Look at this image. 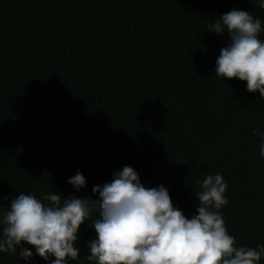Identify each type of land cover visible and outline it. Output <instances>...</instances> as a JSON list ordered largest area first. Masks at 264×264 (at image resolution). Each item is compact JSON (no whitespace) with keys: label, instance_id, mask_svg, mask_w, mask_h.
<instances>
[{"label":"trees","instance_id":"16d2710c","mask_svg":"<svg viewBox=\"0 0 264 264\" xmlns=\"http://www.w3.org/2000/svg\"><path fill=\"white\" fill-rule=\"evenodd\" d=\"M232 8L264 27L250 0H0V213L23 191L96 198L92 187L129 165L190 216L199 181L219 172L236 245L264 244L253 134L264 131V98L215 75L230 37L207 31ZM77 170L87 181L79 191L67 182ZM97 218L81 224L70 264H94L85 245ZM0 264L25 262L5 252Z\"/></svg>","mask_w":264,"mask_h":264},{"label":"clouds","instance_id":"9594fccd","mask_svg":"<svg viewBox=\"0 0 264 264\" xmlns=\"http://www.w3.org/2000/svg\"><path fill=\"white\" fill-rule=\"evenodd\" d=\"M250 3L264 9V0ZM207 31L230 37L215 60V75L246 81L248 92L258 90L264 98L262 20L232 8ZM253 134L260 137L259 156L264 158V131L254 129ZM67 182L76 191L87 183L80 170ZM227 187L221 173L207 174L195 189L198 204L190 216L173 204L164 184L146 186L129 165L94 185L96 198L55 191L37 197L23 191L0 213V253L16 254L25 264L35 255L47 264H70L80 258L81 224L98 214L89 224L96 235L85 245L86 258L94 264H259L264 244L237 246L226 227L220 210L228 203Z\"/></svg>","mask_w":264,"mask_h":264}]
</instances>
